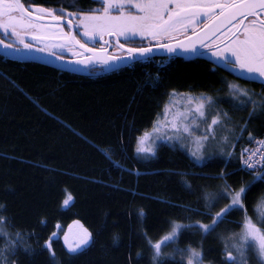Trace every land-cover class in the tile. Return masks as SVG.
Wrapping results in <instances>:
<instances>
[{"label":"trees","instance_id":"16d2710c","mask_svg":"<svg viewBox=\"0 0 264 264\" xmlns=\"http://www.w3.org/2000/svg\"><path fill=\"white\" fill-rule=\"evenodd\" d=\"M32 1L46 7L63 2ZM233 84L257 100L264 97V89L201 59L178 58L165 65L140 62L114 72L82 75L0 56V204L7 207L5 232L23 238L8 264H50L52 258L43 248L49 238L58 264H72L62 240L53 239L52 233L62 235L75 221L92 234L94 242L74 264H136L137 253L140 264H152L145 231L155 241L170 231L169 220L211 223L184 209L204 212L205 192H219L225 184L239 188L253 179L243 171L234 174L241 168L240 152L251 144L248 137L239 141L228 167L221 163L224 157L213 141L208 142L202 161L190 154L194 138H186L183 147L156 139V156L151 159L138 155L135 143L145 131L151 132L158 118L163 122L164 106L173 91L211 97L216 107L209 106V118L216 111L228 112L229 139L239 137L249 113L230 108ZM204 127L201 124L194 131L199 135ZM247 130L256 138L264 137V114L259 109ZM225 134L217 129V139ZM221 173L226 180L214 179ZM68 194L73 200L65 208ZM261 197L264 187L248 197V215L254 221L253 209ZM229 220L210 236L185 231L176 247L191 245L199 250L202 242L205 264H220L221 237L227 239L229 230L240 231V215ZM27 247L36 254L25 253ZM248 264H257L256 259L250 258Z\"/></svg>","mask_w":264,"mask_h":264},{"label":"snow or ice","instance_id":"6c2138e0","mask_svg":"<svg viewBox=\"0 0 264 264\" xmlns=\"http://www.w3.org/2000/svg\"><path fill=\"white\" fill-rule=\"evenodd\" d=\"M100 5L96 9L79 7V0H63L56 7L28 5L24 0H0V29L3 33L15 38L14 42H5L0 39V46L12 50L14 53L24 51L45 52L55 55L51 49H67L76 57L71 63L92 68L99 65L104 68L117 67L122 61H139L149 58L154 49H161L168 53L179 54L197 53L199 48H207L211 55L227 66L246 73L253 80L264 78V0H93ZM69 9H72L69 11ZM80 30L82 42L71 29L74 26ZM65 25L70 29L65 31ZM202 25V27H201ZM108 37L109 39H105ZM115 38L112 40L111 38ZM139 37L147 44L140 47L126 46ZM29 38L37 44L56 40L58 43H45L43 47L35 46ZM97 38L104 45H114L117 53H110L107 47H89V41L94 45ZM121 38L125 43H121ZM154 42V43H153ZM21 46V47H18ZM8 55V52H5ZM60 58V57H58ZM264 87V79L261 80ZM232 100L228 101L233 112H248L249 119L242 121L244 127L240 129V136L230 141L231 116L226 111H216L209 118V106L216 107L213 99L206 95L199 97L190 94H169V104L164 106L163 122L158 118L152 125L151 132L145 131L135 143V152L144 159L156 156V146L149 141L164 139L179 142L185 145L186 138H194V150L191 155L197 161L203 160V152L209 141L218 144V151L224 157L221 161L225 167L240 140L246 135L248 140L257 147L243 149L238 159L241 171L253 177L246 185L233 188L225 184L224 188L215 193L205 192L202 196L203 207L206 211L193 210L198 216H204L211 223L182 224L174 220L167 221L169 232L153 241L145 231L143 239L151 254L152 264H205L206 255L203 243L197 247L191 245L186 248L176 247L185 231L199 232L204 236L216 233L221 225L229 223V217L240 215L237 224L239 232L230 231V236L224 241L222 261L220 264H248L250 258H255L257 264H264V197L253 214L254 221L248 215L247 201L252 191L257 187H264V139H257L247 130L259 109L264 114V97L254 98L249 91L238 85H230ZM183 105L182 110L172 113L177 105ZM252 109V111H249ZM172 113L171 119L169 114ZM203 124L204 131L199 135L194 129ZM227 132L217 139V129ZM214 179L226 180L221 173ZM186 187H191L186 185ZM73 197L68 194L63 200V207L67 208ZM227 205L219 211L221 203ZM7 207L0 204V238H4L5 247L0 248V264H8L9 255H17L22 236L17 233L11 236L5 232L9 225L5 213ZM215 212L213 215L212 213ZM140 218L144 217L143 211ZM79 224V221L76 222ZM259 225V226H258ZM59 228V225H57ZM71 231V230H70ZM55 237L56 233L53 232ZM118 239V238H116ZM69 260L74 264L75 258L83 254L93 243L92 234L87 229L75 233L70 239L68 234L63 236ZM229 241H231L229 243ZM44 250L52 258L50 264H58L56 253L52 248V239L49 238L43 245ZM169 249H173L170 253ZM23 251L28 255H35L30 247ZM179 255V262L176 256ZM131 261V256H129ZM141 254L137 253L136 264H140Z\"/></svg>","mask_w":264,"mask_h":264},{"label":"flooded vegetation","instance_id":"af4514ba","mask_svg":"<svg viewBox=\"0 0 264 264\" xmlns=\"http://www.w3.org/2000/svg\"><path fill=\"white\" fill-rule=\"evenodd\" d=\"M79 1H81L82 5H83V7H81V8H83L85 10L96 9V8L100 7V5L98 3H94L93 0H79ZM24 2L28 5L44 6L41 4H37L36 2H33L32 0H24ZM44 7H46V6H44ZM47 7H56V6L52 5V6H47ZM71 10L72 9H69V11H71ZM201 27H202V25H201ZM64 30L69 31L70 29L65 25ZM71 30L77 34V38L81 39L82 42L87 39V38L83 37L82 34L80 33V30L75 27V22H74V26ZM0 39H4L5 42H9V43L14 42V40H15V38L12 37L10 34L6 36L3 33V30H1V29H0ZM105 39H109V38L105 37ZM111 39L114 40L115 38L113 37ZM29 42H32L35 46L43 47V45L45 43L51 44V43H58L59 41L52 40V41H45V42H41V43L37 44V42L31 41L29 38ZM88 43H89V47H96L97 49H99L100 47L104 46V47H107V49L110 53H117V50H116L114 45H112V46L104 45L103 41L99 40V38H97L94 45L90 41ZM121 43H125L123 38H121ZM145 44H147L146 40H142L139 37H136L133 40V42H131L130 44H127L126 46L140 47V46H143ZM18 47H21V46L18 45ZM51 51H54L56 54L55 55H49L48 51L38 52L35 50L32 52H27V51H24V52L38 54V55H42V56H48V57H52V58L60 57L59 59H63V60H75L76 59V57H74L72 55L71 51H69L67 49L56 48V49H51ZM178 58H182L184 60H195V59L204 60V61L208 62L210 65H214L215 67L222 68L223 70L229 72L236 79H243V80H247V81L250 80V82H252V84L258 86L260 89H264V87L261 86V79L262 78H257L255 80H253L249 74L241 73L238 69H235L231 66L226 67L222 61L217 60V58L213 57L211 55V52L207 48H198V51L195 54H193V53H186L185 54L184 53L182 56H165V57L149 58L147 60L142 61L141 63L148 62V61H158V62H167L166 64H168V63H170L173 60L178 59ZM10 60H12V59H10ZM137 63H140V62H137ZM133 64H135V63H133ZM106 71L107 70L104 67H101L99 65H95L92 68H84L82 70L83 73L85 72V73L91 74V75L92 74H102V73H105ZM240 74L249 75L250 78H247L246 76H242Z\"/></svg>","mask_w":264,"mask_h":264},{"label":"water","instance_id":"95a60500","mask_svg":"<svg viewBox=\"0 0 264 264\" xmlns=\"http://www.w3.org/2000/svg\"><path fill=\"white\" fill-rule=\"evenodd\" d=\"M5 52H8V55H5ZM183 54L184 52L182 51L179 52V54H175V53H168L161 49H154V51L150 54L149 58L165 57V56H182ZM0 56L7 58V59H12L14 61L24 63V64L32 63V64L46 66L54 70H57L59 72L90 75L85 72L84 73L82 72V70L85 68L84 66L71 63V61L73 60H63L59 58H52L48 56H42V55L27 53V52L14 53L12 50L4 49L2 46H0ZM149 58L140 59L138 62H142ZM133 63H137V61H132V60L122 61L117 67L105 68L107 70L105 73L114 72V71L123 69L125 67L130 66Z\"/></svg>","mask_w":264,"mask_h":264},{"label":"rangeland","instance_id":"374dc122","mask_svg":"<svg viewBox=\"0 0 264 264\" xmlns=\"http://www.w3.org/2000/svg\"><path fill=\"white\" fill-rule=\"evenodd\" d=\"M1 30H2V29H1ZM160 63H161V65H165L167 62H160ZM240 75H242V76H246L247 78H250L249 75H245V74H240ZM182 106H183V105H179V104H178L177 107H175V109L172 111V113H175L177 110H182V108H183ZM172 113L169 114V119H171ZM153 140H156L154 136H153V139L149 141V144L153 143ZM154 142H155V141H154ZM246 148H247V147H246ZM246 148H245V149H246ZM70 204H71V203H70ZM76 222H77V221L71 223V224L67 227V229L63 232L62 235L59 234V233H56V236L53 237V239L60 238V239L62 240L63 244H64L63 236H64L65 234H68L69 237H70V239H71L72 236H73L75 233H77L78 231L81 230V226H82L83 229H85L84 226H83L80 222H79V224H77ZM70 230H71V231H70ZM64 246H65V248H66V245H65V244H64ZM66 250H67V248H66Z\"/></svg>","mask_w":264,"mask_h":264},{"label":"built area","instance_id":"2783aa9c","mask_svg":"<svg viewBox=\"0 0 264 264\" xmlns=\"http://www.w3.org/2000/svg\"><path fill=\"white\" fill-rule=\"evenodd\" d=\"M257 139H264V137L263 138H257ZM255 147H257V146L254 143L251 142V144L249 146H247L246 149L251 150V149H254ZM241 167H242V164H241Z\"/></svg>","mask_w":264,"mask_h":264}]
</instances>
